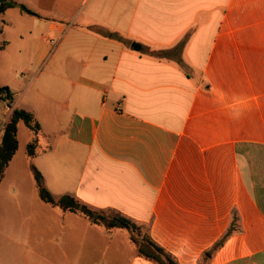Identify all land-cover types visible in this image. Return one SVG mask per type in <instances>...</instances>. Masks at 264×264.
Here are the masks:
<instances>
[{
	"label": "crops",
	"instance_id": "crops-1",
	"mask_svg": "<svg viewBox=\"0 0 264 264\" xmlns=\"http://www.w3.org/2000/svg\"><path fill=\"white\" fill-rule=\"evenodd\" d=\"M5 1L38 16L7 8L0 22L13 9L31 17L20 51L31 41L30 65L47 60L27 111L40 126L31 161L51 195L145 226L176 264H264V0ZM69 24L74 36L43 58L35 33ZM61 81L71 90L56 117ZM3 104L0 142L19 108ZM24 127L0 181V264H157L126 230L39 200L15 166L33 137L20 143Z\"/></svg>",
	"mask_w": 264,
	"mask_h": 264
},
{
	"label": "rangeland",
	"instance_id": "rangeland-1",
	"mask_svg": "<svg viewBox=\"0 0 264 264\" xmlns=\"http://www.w3.org/2000/svg\"><path fill=\"white\" fill-rule=\"evenodd\" d=\"M20 12L17 9L10 10L6 13V20L10 23L6 27L4 26V23L6 24L7 21L5 18L2 20V23L0 22V25H2V29H4V33H0V84L3 86H7L10 90L11 97H12V105L18 103V107L21 109L29 110V98L33 95V91L36 87V81L34 79L35 76L39 72H44L47 70V60L46 58L42 60V56L38 57L36 59L35 64L33 67L30 65V58L33 57V51H32V45L33 42L28 41L24 53H21V41L18 39V34L22 33L26 36V30L29 28V31H31V22L32 19L29 17V19L21 20L19 19ZM44 15V14H42ZM5 20V21H4ZM25 20H29V23L25 22ZM65 31L59 35L56 32H50L48 30H40L39 33H35L36 37H42L43 40L41 44L44 45V51L42 53L43 58L44 55L51 54L53 51L57 49V47L60 49L64 46H66V38H72L74 36V30H76V27L74 24L65 25ZM34 38V37H33ZM30 40V36H29ZM21 53V54H20ZM40 54V53H39ZM42 60V61H41ZM43 74V73H42ZM43 79H45L46 84L48 87L53 86L55 84V81L53 79L45 78V76L41 75V81L42 83ZM58 90H64V98L59 99L57 98V101L55 102L54 108L52 113L58 117V114L61 113L62 116L63 113L59 110H63L62 103L66 96L68 95V92L71 90L69 87V82L67 81H61L58 82V87L56 88V93L58 94ZM30 94V95H29ZM55 101V99H54ZM5 107L3 104V101H0V121L2 120V108ZM38 112V111H37ZM31 133L26 127L23 129H20L19 131V140L20 143H22L26 138L27 134ZM41 146L44 145V141H41ZM26 146V145H25ZM21 149H19L17 155H16V169L17 171H20L21 179L27 180L25 172H27V176L30 180L31 176L27 165V158L25 153V148L21 144ZM32 180V179H31ZM33 182V181H32ZM33 184V183H32ZM24 197L30 198L35 197L36 198V191L33 184V191L30 188L29 185H24ZM33 192V195H32ZM37 200V198H36ZM108 214V213H107ZM109 215V214H108ZM137 228L133 232L125 231V234H128L129 239L132 237L134 241H131L135 245H143L146 243V227L143 225H137ZM127 232V233H126ZM160 258L164 260V256L160 255Z\"/></svg>",
	"mask_w": 264,
	"mask_h": 264
},
{
	"label": "trees",
	"instance_id": "trees-1",
	"mask_svg": "<svg viewBox=\"0 0 264 264\" xmlns=\"http://www.w3.org/2000/svg\"><path fill=\"white\" fill-rule=\"evenodd\" d=\"M7 8H18L22 13L33 17H38L36 14L29 11L25 6L16 4L12 1H5L0 4V12H3ZM103 36L109 38L115 37L109 32H103ZM0 101H4L7 107L11 108L12 97L7 86L0 85ZM19 122H22L25 127L33 134V137L27 142L25 146V155L36 195L40 201L59 212L78 214L89 224L93 226H103L108 231L113 229H124L128 232H133L137 228L134 222L130 221L121 214L113 213L108 215L102 210H93L85 204L78 202L75 197L71 195H62L58 198H54L51 195L43 183L40 172L35 168L31 161L37 152L40 126L34 115L25 109H11L9 116L3 125L0 142V181L3 178L6 167L12 160L18 148L17 125ZM130 240L134 241L132 237ZM146 243L149 246L150 251H146V249L142 247L138 248V252L144 257L154 261L157 264H176L167 254L164 253L160 247L153 244L149 239H147V237ZM160 255L164 256V260L160 258Z\"/></svg>",
	"mask_w": 264,
	"mask_h": 264
}]
</instances>
